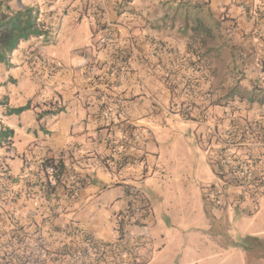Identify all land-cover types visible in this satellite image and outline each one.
<instances>
[{"label": "crops", "instance_id": "0c3cea01", "mask_svg": "<svg viewBox=\"0 0 264 264\" xmlns=\"http://www.w3.org/2000/svg\"><path fill=\"white\" fill-rule=\"evenodd\" d=\"M182 1L21 0L14 7L38 9L50 42L33 36L12 52L10 67L0 63V189L7 190L0 252L3 238L15 236L41 243L40 261L26 264H210L221 243L235 242L223 264H237V255L263 244L264 192L255 174L264 166V0H189L221 34L213 58L194 52ZM82 58L94 66H79ZM30 101L31 109L6 114ZM173 122L193 126L200 158L216 176L211 183L225 185L218 204L207 177L193 179L189 152L163 145ZM225 140L236 151L229 165ZM244 158L252 177L239 166ZM51 160L61 167L52 188ZM120 230L133 237L122 239ZM99 242L128 250L127 258L106 259Z\"/></svg>", "mask_w": 264, "mask_h": 264}, {"label": "rangeland", "instance_id": "374dc122", "mask_svg": "<svg viewBox=\"0 0 264 264\" xmlns=\"http://www.w3.org/2000/svg\"><path fill=\"white\" fill-rule=\"evenodd\" d=\"M20 1L21 0H0V2H2L4 6L9 5L12 8L18 6V2H20ZM55 30L58 33L59 25L56 27ZM57 40H58V38H57ZM194 52L195 53L197 52L199 54H202V53L205 54V49H202L201 46L198 44L197 49L194 48ZM217 52H220V51H214L212 53V55H210V56L213 58L217 54ZM198 62L203 64L202 60H200V59H198L197 62H193V64L198 67V65L196 64ZM210 63H211V73H212L211 75L212 76L215 75L214 82L212 83V89L214 90L213 93L216 96H218V94H219L218 82L219 81H218V78L216 79V71L218 69L217 61L211 60ZM204 65L206 67V59H205ZM231 65H232L231 62L230 63L227 62V68L228 69L231 67ZM194 73H196V72L194 71ZM229 80H232V78H227V80H226L227 85H230ZM216 98H218V97H216ZM217 100H219V99H217ZM190 116H187V117H190ZM165 130H167V128H165ZM193 131H194L193 126H189V124H186V123H184V124H181V123L178 124L177 123L176 124L173 122L171 129L168 130L169 136L165 137V141L163 142V145L166 146L169 143H175L176 145L179 146L180 149L189 152L190 158L192 159V163H193L192 167L194 168V173L196 174L195 176H192V177L194 180L201 181L203 178L202 174H204L205 177H207L206 181H208V182H206L207 192L208 191L210 192V189L213 187L214 188H220L223 191V187H221V186H225L224 184L218 185V184H212L211 183L214 181V179L216 177L215 173H214L213 169L211 168L208 160L204 159V158H200V155H201L200 152L204 148H203L201 142H199L198 139L193 135ZM175 135H178V138H176ZM222 142H225V144H226V150H225L226 152H227V150L231 149L233 152H235V155H236V151L234 150V147H229L227 145V144H234V142L229 141V140H225ZM204 143H205L206 147H208L209 143H207V142H204ZM204 143H203V145H204ZM214 155H215L214 152H212V156H214ZM250 160L248 161V163H249V167L252 169L253 165L250 162ZM181 166H182V164H181ZM184 166L189 167V163L184 164ZM190 167H191V165H190ZM218 168H219V166H218ZM258 170H259V172H258ZM58 173H59V170H58ZM57 174H56V176H54V178H56V183L53 185H51L49 183L51 187H54L57 184ZM50 178H51V176H50ZM255 179L257 181V184L262 185L261 187H263V192H264V166L259 167L257 169L256 174H255ZM5 193H7V190L4 189V187H3V189H0V201L2 198L6 197ZM263 196H264V193H263ZM263 196L258 198L261 200V203H262L261 208L262 209L260 211H257L259 213V215H262V216L264 215V214H262L264 212V197ZM2 201L5 202L6 200H2ZM234 219H235V215H233V217L229 218V220H231V221H230V223H228V227H227V231L230 232V234L232 236H233V232L235 229L234 228L235 227L234 226ZM236 239H237V236L234 237V240L238 241ZM261 239L263 240L262 241L263 244L260 243L259 248H254L253 252H249L248 255L246 256V258L243 256H241V257L238 255L236 256L238 259V263L241 262L239 264H264V256L262 255V253L264 252V247H263L264 246V236L261 237ZM12 243H13V246H18V249L19 248L21 249V247H22L23 250H25V251H22V252L15 251L14 252L12 249H9L8 251H6L5 246L10 245ZM1 244H2L3 250H2V252H0V264H26V262H28V260L31 261L33 259L35 261H40V259L37 258V256H38V253H41L42 246H41V243L37 242L36 239L32 240V239H26V238H21V237L16 238L15 236H10V237H4ZM236 245L237 244L235 242H232V243L230 242L229 244L226 242L221 243L220 248H218L216 250L215 254H213L214 255L213 261L210 264H223L225 262V260H229V259H226L227 256L230 255L228 253V251L233 250L236 247ZM261 245H263V246H261ZM28 246H29V248H31V251L29 253H26V248ZM32 247L35 248L36 255L33 254ZM258 250H259V253H256V252H258ZM230 261H232V260H230ZM232 263L234 264V260L232 261ZM229 264H231V262H229Z\"/></svg>", "mask_w": 264, "mask_h": 264}, {"label": "trees", "instance_id": "16d2710c", "mask_svg": "<svg viewBox=\"0 0 264 264\" xmlns=\"http://www.w3.org/2000/svg\"><path fill=\"white\" fill-rule=\"evenodd\" d=\"M181 3V8L187 9L184 13L185 33H190L192 38L200 44L201 48L205 49L206 56L212 55L214 51H218L220 49L219 40L221 34L212 22L202 17L203 11L201 10V6L191 4L189 0H183ZM33 36L48 37L46 42H50V36L47 30H45V25L40 20L39 10L35 7L14 9L9 5L4 6L0 2V63H4L10 67L9 61L12 57V52L18 48L22 41L28 40ZM2 85L0 83V86ZM233 93L234 90L230 92V95ZM32 107V102L30 101L24 106L17 108L10 107L6 111V114H20ZM61 111L62 109L58 108L51 111V113ZM46 164L48 166H57L59 172H61V167L55 164L54 161H47Z\"/></svg>", "mask_w": 264, "mask_h": 264}, {"label": "built area", "instance_id": "2783aa9c", "mask_svg": "<svg viewBox=\"0 0 264 264\" xmlns=\"http://www.w3.org/2000/svg\"><path fill=\"white\" fill-rule=\"evenodd\" d=\"M79 66H94V63L90 61L88 58H82L80 62L78 63ZM230 132L227 131L226 135H229ZM229 147H234L233 144H227ZM236 160L235 152H233L231 149L227 150L225 153V162L226 164H231ZM249 158H244L243 161L239 160V166L241 165L246 172H244V177L247 178L252 177L253 174L251 173V168L249 167ZM250 170V171H249ZM47 172L50 174V184L53 185L56 183V174L58 173V168L55 165H50L47 167ZM224 194V191H222L220 188H211L210 192L208 191V196L212 200V202L218 204L219 198ZM220 206V204L218 205ZM119 237H122L124 240H130L133 236L132 234L127 230H120ZM99 252L105 256L106 259H113L117 263L121 262L123 259L127 258L129 251L128 250H121L117 249L110 243L105 242H99L98 244Z\"/></svg>", "mask_w": 264, "mask_h": 264}]
</instances>
